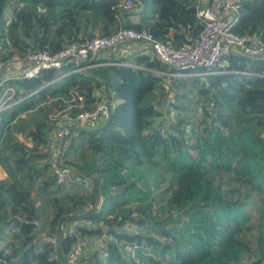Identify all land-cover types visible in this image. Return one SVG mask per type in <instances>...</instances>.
Masks as SVG:
<instances>
[{
    "label": "trees",
    "instance_id": "obj_1",
    "mask_svg": "<svg viewBox=\"0 0 264 264\" xmlns=\"http://www.w3.org/2000/svg\"><path fill=\"white\" fill-rule=\"evenodd\" d=\"M136 1V9L120 13V0H0V61L31 50L54 53L88 37L80 32L90 25L101 35L120 26L146 30L176 47L190 45L202 28L195 0ZM10 3L15 7L5 23ZM239 3L232 30L264 42V0ZM103 57L99 60L131 65L96 66L89 74L60 77L72 68L68 66L10 81L25 93L36 92L1 113L0 264H65L79 237L102 241L82 264H264V229L256 237L255 260L244 259L253 248L240 236L250 229L254 213L260 225L264 222V60L228 55L224 65L216 66L225 72L204 80L169 77L165 90L163 78L153 71L168 67L148 54ZM103 86L115 100L107 122L70 137L81 139L88 158L72 164L67 160L74 142L62 153L73 173L90 179L92 190L85 195L74 180L56 182L43 149L47 116L62 106L56 98L71 90L85 97L82 109H90L94 91L103 93ZM172 92L187 103L180 106L187 113L179 112L163 129L157 119L167 112L157 103L162 105V97ZM35 109L42 119L28 129L20 127L21 116ZM21 129L24 141L16 137ZM155 158L177 175L171 195L158 207L139 167L144 159ZM64 223L68 232L61 230ZM127 223L135 232L123 230ZM52 234L54 242L48 239Z\"/></svg>",
    "mask_w": 264,
    "mask_h": 264
},
{
    "label": "built area",
    "instance_id": "obj_2",
    "mask_svg": "<svg viewBox=\"0 0 264 264\" xmlns=\"http://www.w3.org/2000/svg\"><path fill=\"white\" fill-rule=\"evenodd\" d=\"M138 5L136 0H120L118 9L120 13L128 12L136 9ZM195 5L196 16L201 21L202 28L188 46L176 47L154 38L146 30L120 26L105 35L97 34L83 40H72L54 53L31 50L23 57L15 54L7 61H0V143L4 137L1 134V113L36 92L25 93L21 89H16L10 81L36 78L43 70L61 71L72 66L69 71L60 75L62 77L71 73L89 74L96 66L131 65L126 62L99 59L104 58V55L109 56V53L114 54L117 59L136 54L132 50L136 43L139 45L140 53L144 48L146 49L144 53L168 67L169 71L166 72L153 71L163 78L162 87L168 90L169 77H204L225 72L218 70L216 66L221 65L228 55L264 60V42L257 37L239 35L232 30V26L239 18V0H195ZM172 69H176L177 72ZM93 96L95 101L92 107L85 110L82 109L86 105L85 97L76 90L68 91L66 95L56 98L61 101L62 106L48 113L49 130L44 150L48 153L52 172L58 184L74 180L73 169L62 162L64 140L76 135L80 130L102 127L107 122L115 103V100L107 99L105 92L102 93L99 89L94 91ZM170 103L175 104L173 97H170ZM73 109L80 110L72 112ZM95 243V238L79 237L71 245L63 260L66 264H79L88 244Z\"/></svg>",
    "mask_w": 264,
    "mask_h": 264
},
{
    "label": "rangeland",
    "instance_id": "obj_3",
    "mask_svg": "<svg viewBox=\"0 0 264 264\" xmlns=\"http://www.w3.org/2000/svg\"><path fill=\"white\" fill-rule=\"evenodd\" d=\"M13 7H15V4L10 3L8 5V7L5 9V11H4L5 23H8L10 21V19L12 17ZM97 34H100V33H96V34H92V35H97ZM118 47L122 48V46H118ZM140 51L142 53H144V52H146V49L143 48ZM132 55H135V54H132ZM221 65H224V63H222ZM185 78H193V77H185ZM198 78L200 80H204L203 79L204 77H198ZM156 94H157V97L160 99L161 93L157 92ZM170 97H173L175 99V104L177 105V107H175L172 103H170ZM191 97H192V95H191ZM166 98L162 97V99H163L162 105H159V103H157L158 106L161 108V110H163L165 113L167 112V117H164V118L160 117L157 119V122L160 123L161 128H163V129L168 127L170 122L175 121V118L177 117V114H179V112L181 114L187 113V110H180L181 104H187V103L182 102L183 100L180 98H177L173 92L170 95H168ZM191 104L194 105L193 103H191ZM42 116H43V113L39 112L38 110L35 109L32 111H28L27 113H24L21 116V118L17 121V123H18V125H20V127L28 129V128L33 126V122L35 119H42ZM24 134H25V131L21 129L20 131L16 132V137L19 140L24 141L25 140ZM27 142L29 143L30 141L28 140ZM73 142H74V144H72ZM70 144H72V148L69 149L67 160L71 164L74 162L82 161V160H85L88 158L90 153L86 149L84 143L81 142V139H77V137H76V139H73V138L72 139H70V138L66 139L64 142L63 151H65L66 148H68V146H70ZM43 149H44V145H43ZM62 162L68 166L70 165V167H71V164L66 163L64 157L62 158ZM139 167L147 175L149 185L151 186V188L153 190V195H154L153 203H154L155 207L162 205L166 201V199L171 195L172 187L176 186V181H177L176 173H174L173 171L168 169L166 163L162 162L159 158H155V160L153 162H150L147 159H144L143 163ZM73 174H75V172ZM4 177H5V173L0 167V179H2ZM73 178H74L73 184H74L76 190H79V192H82L85 195H89L91 193L92 184H91L89 179H83V178L77 176L76 174L73 175ZM36 204H38V202H36ZM91 206H92V204L89 206H85V208L88 207L90 209ZM84 211H85V209H82L81 211H78V213L82 214ZM46 214L50 215L51 211L48 209ZM257 216H258V214L254 213L253 220H252L253 223L251 224L250 229H246L240 235L242 238L249 241L250 244L252 245V248H253V252L251 254L246 255V257L244 258L246 261L249 259L255 260L258 256V251H256V237H257L259 231L264 229V222L262 225H260L261 220L259 221ZM85 224L88 225L89 223L85 222ZM60 227H61L62 232H68L70 229L68 223H64ZM135 229H136L135 226L133 224H130V223H127L123 227V230L128 231V232H135ZM47 234H48V229H47ZM47 234H46V232H42L41 236L44 237ZM52 236L53 237L50 236L48 239L51 240L52 242H54L56 239L55 234H52ZM95 240H96L95 244H93V245L88 244V246L85 248V250H84V252L80 258L79 264H82L81 259L84 257V255H89V254H91L92 251L95 250V248L99 249L101 247V245H102L101 239L95 238ZM119 246L122 250L126 249V247L124 246V244L122 242L119 243ZM101 259L104 260V255L103 256L101 255Z\"/></svg>",
    "mask_w": 264,
    "mask_h": 264
},
{
    "label": "crops",
    "instance_id": "obj_4",
    "mask_svg": "<svg viewBox=\"0 0 264 264\" xmlns=\"http://www.w3.org/2000/svg\"><path fill=\"white\" fill-rule=\"evenodd\" d=\"M81 21V23L82 24H84V20L82 19V20H80ZM96 33H100V31H99V28H94L92 25H90L89 27H83L82 29H81V32H80V34L81 35H83V36H91L92 34H96ZM139 45L138 44H134L133 46H132V50L134 51V53H138L139 52ZM131 56H133V55H129L128 57H131ZM127 57V56H126ZM69 139V138H68ZM90 180V179H89ZM82 223H85L84 221H82ZM91 245H93V244H91ZM96 249V248H95Z\"/></svg>",
    "mask_w": 264,
    "mask_h": 264
},
{
    "label": "water",
    "instance_id": "obj_5",
    "mask_svg": "<svg viewBox=\"0 0 264 264\" xmlns=\"http://www.w3.org/2000/svg\"><path fill=\"white\" fill-rule=\"evenodd\" d=\"M103 91L105 92V96H106V98L107 99H109L110 97H109V94L108 93H106V88H105V86H103ZM66 140V139H65ZM64 140V141H65ZM93 180V182L95 183V180L94 179H92ZM95 190H96V185H95ZM64 261V260H63ZM64 263L66 264V262L64 261Z\"/></svg>",
    "mask_w": 264,
    "mask_h": 264
}]
</instances>
